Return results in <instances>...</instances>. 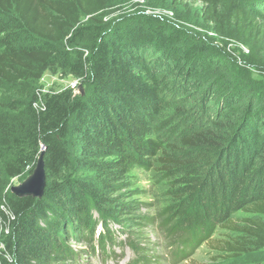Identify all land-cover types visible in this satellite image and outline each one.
Listing matches in <instances>:
<instances>
[{
	"label": "trees",
	"instance_id": "obj_1",
	"mask_svg": "<svg viewBox=\"0 0 264 264\" xmlns=\"http://www.w3.org/2000/svg\"><path fill=\"white\" fill-rule=\"evenodd\" d=\"M108 1L0 0V81L21 89L20 98L6 103L8 111L0 110V148L12 155L0 165V180L7 184L27 168L31 174L41 152L48 179L56 177L40 198L10 192L0 200V264L76 260L66 243L71 237L89 244L87 254L109 257L118 240L112 225L133 210L128 174L155 163L176 196L166 233L181 254L217 226L237 233L221 251L263 249L264 96L248 92L231 124L214 123L204 105L181 114L175 108L172 120L187 114L192 122L173 132L160 118L176 94L192 91L193 72L181 51L165 49L156 29L97 25L87 43L69 48L89 28L81 18L97 22ZM201 2L213 31L246 46V62L264 68V0ZM59 71L80 79L89 94H76L73 86L37 87L44 73ZM168 136L181 146L166 144ZM72 164L88 174L62 177ZM241 211L248 216L235 218Z\"/></svg>",
	"mask_w": 264,
	"mask_h": 264
},
{
	"label": "rangeland",
	"instance_id": "obj_2",
	"mask_svg": "<svg viewBox=\"0 0 264 264\" xmlns=\"http://www.w3.org/2000/svg\"><path fill=\"white\" fill-rule=\"evenodd\" d=\"M202 6L201 0H110L104 11L95 17L97 22L86 16L81 18V24L89 28H85L86 33L69 48L74 50L87 43L91 36L90 28L97 25L107 30L136 24L148 25L149 28L156 29L159 40L165 37L164 42L168 43L165 49L173 47L181 51L180 60L191 64L193 72L192 91H188V94H176L172 100V109H164V116L160 119H168V125H172L175 128L173 132L176 130L178 133L177 128L192 122V116L182 114L178 119L172 120L171 115L182 113L185 107L204 105L207 113L213 112L214 123L231 124L241 113L240 105L248 92L264 96V68L252 67L246 62V46L215 33L211 23L202 18ZM36 85L43 91L73 86L76 94L83 96L89 94L90 90L80 79L61 71L55 74L44 73ZM20 91L19 86L0 81V110L8 111V101L20 98ZM232 93L236 94L235 97H230ZM222 100L229 103L222 104ZM226 105L224 113L223 106ZM175 108L179 111H175ZM184 118H187V122ZM246 131L252 133L248 129ZM169 136L165 140L166 144L173 142ZM172 144L175 147L181 146L179 142ZM10 158V152L0 148V165ZM260 161L257 160V163ZM29 169L19 177L11 178L7 184L0 180V189H3L1 202L11 192V186L19 184L30 175ZM86 174L87 171L72 164L62 170L61 176L82 177ZM128 175L130 183L126 191L127 201L130 198L133 210L130 219L123 218L119 224L112 225L114 234L118 236L117 244L112 247L113 253L109 257L102 256L100 252L89 255L86 252L89 244L71 237L66 243L75 250L79 258L57 264H140L141 258H145L148 264H264V248L240 255L221 251L219 246L224 240L230 241L237 236L231 229L221 226L214 228L203 243L190 250L184 248L181 254V247L174 248L172 245L177 243L171 242L166 233V224L173 218H167L166 214L175 203L176 196L170 194V182L164 177V172L161 173L159 163L148 169L133 167ZM55 179V176H49L48 179L46 173V182ZM243 216L248 214L241 211L234 215L239 219ZM163 219L167 221L161 225Z\"/></svg>",
	"mask_w": 264,
	"mask_h": 264
},
{
	"label": "water",
	"instance_id": "obj_3",
	"mask_svg": "<svg viewBox=\"0 0 264 264\" xmlns=\"http://www.w3.org/2000/svg\"><path fill=\"white\" fill-rule=\"evenodd\" d=\"M46 186V171L44 167L43 153L38 157L32 173L17 185L11 186L10 190L18 197L33 196L40 198Z\"/></svg>",
	"mask_w": 264,
	"mask_h": 264
}]
</instances>
